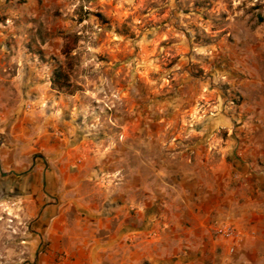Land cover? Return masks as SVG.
Returning a JSON list of instances; mask_svg holds the SVG:
<instances>
[{"label":"rangeland","instance_id":"obj_1","mask_svg":"<svg viewBox=\"0 0 264 264\" xmlns=\"http://www.w3.org/2000/svg\"><path fill=\"white\" fill-rule=\"evenodd\" d=\"M255 114L264 0H0V264H68L38 222L68 181L99 202L141 182L148 147L249 145Z\"/></svg>","mask_w":264,"mask_h":264},{"label":"crops","instance_id":"obj_2","mask_svg":"<svg viewBox=\"0 0 264 264\" xmlns=\"http://www.w3.org/2000/svg\"><path fill=\"white\" fill-rule=\"evenodd\" d=\"M257 132L240 147L222 146L214 134H190L168 149L159 142L141 154V182H127L123 193L107 188L96 202L68 181L38 222L60 237L68 264H264V255L251 254L264 253V132ZM225 224L235 230V259L217 234Z\"/></svg>","mask_w":264,"mask_h":264},{"label":"trees","instance_id":"obj_3","mask_svg":"<svg viewBox=\"0 0 264 264\" xmlns=\"http://www.w3.org/2000/svg\"><path fill=\"white\" fill-rule=\"evenodd\" d=\"M53 86L61 91L73 94L72 85L69 81V77L65 75L61 69L55 70L54 77L52 79Z\"/></svg>","mask_w":264,"mask_h":264},{"label":"built area","instance_id":"obj_4","mask_svg":"<svg viewBox=\"0 0 264 264\" xmlns=\"http://www.w3.org/2000/svg\"><path fill=\"white\" fill-rule=\"evenodd\" d=\"M217 234L227 241L234 240L236 237L234 228L226 224L219 226ZM231 251H234V247L231 248Z\"/></svg>","mask_w":264,"mask_h":264}]
</instances>
